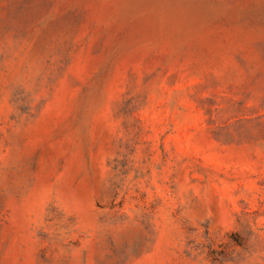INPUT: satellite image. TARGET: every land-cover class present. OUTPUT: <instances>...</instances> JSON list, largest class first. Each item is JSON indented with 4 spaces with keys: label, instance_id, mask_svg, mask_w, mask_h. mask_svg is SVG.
<instances>
[{
    "label": "rangeland",
    "instance_id": "1",
    "mask_svg": "<svg viewBox=\"0 0 264 264\" xmlns=\"http://www.w3.org/2000/svg\"><path fill=\"white\" fill-rule=\"evenodd\" d=\"M0 264H264V0H0Z\"/></svg>",
    "mask_w": 264,
    "mask_h": 264
}]
</instances>
